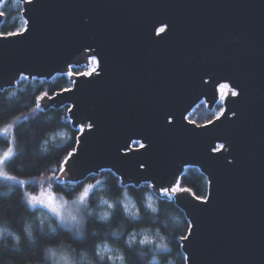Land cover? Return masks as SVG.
<instances>
[{
    "label": "water",
    "instance_id": "obj_1",
    "mask_svg": "<svg viewBox=\"0 0 264 264\" xmlns=\"http://www.w3.org/2000/svg\"><path fill=\"white\" fill-rule=\"evenodd\" d=\"M22 1L30 29L0 38V88L21 72L51 79L94 54L89 46L99 53V77L81 82L63 104L47 102L75 103V117L83 115L77 121H95L64 180L102 166L128 182L150 183L136 171V161H150L147 177L165 183L187 162L212 181L207 204L175 200L194 226L190 243L181 241L187 264H264V0ZM82 17L86 24L91 17L90 26H79ZM165 24L170 30L156 36L153 29ZM208 72L243 91L225 104L239 119H213L204 129L183 116L206 97L208 108L215 105L211 77L204 76L207 85L200 79ZM129 137L146 138L151 149L122 159ZM219 143L223 154L210 152ZM233 156L236 166H227Z\"/></svg>",
    "mask_w": 264,
    "mask_h": 264
},
{
    "label": "trees",
    "instance_id": "obj_2",
    "mask_svg": "<svg viewBox=\"0 0 264 264\" xmlns=\"http://www.w3.org/2000/svg\"><path fill=\"white\" fill-rule=\"evenodd\" d=\"M12 1L6 0L1 4L0 11L7 15L0 24V33L20 29L19 15L22 8L19 3L15 5ZM57 86L70 85L66 78L58 75L48 80L30 78L18 85L0 88V128L23 112H30L34 107V95ZM11 92L16 95H9ZM69 117L65 105L50 106L42 108L26 123L17 124V157L6 171L20 179L38 177L41 173L48 175L49 167L57 165V157L66 155L78 146L69 143L80 135ZM189 119L202 125L214 119V116L205 104L199 103L189 114ZM59 132L65 136L53 141L51 137ZM6 146L4 138L0 137V148ZM185 171L182 186L190 188L194 196H207L209 183L206 176L192 166H188ZM97 180L100 183L87 201L88 206L97 208L98 203L104 200L113 207L108 208L107 219L96 213L84 214L80 229L82 236L76 229L58 226L55 219V231L42 225L37 211L27 206L23 195L25 188L18 187L13 181L0 180V264H51V252L60 247L72 252L75 264H113L106 255L102 254L104 261L94 255L93 245L106 246L123 255L125 264H187L179 237L185 234V229L192 222L175 200L165 202L163 197L155 195L149 208L147 200L154 191L148 187V183L121 181L116 172L103 170L89 174L76 185L66 181L55 182L52 190L66 199H72L82 189L79 184H96ZM26 188L34 191L36 185L31 184ZM125 197L132 200L136 215L123 211ZM139 232L152 234L157 242L141 245L139 241L132 240L133 243L126 246L131 236ZM161 244L166 246V250L159 247ZM49 245L54 248L46 251ZM100 247L96 249L97 252H100ZM154 259L158 262L154 263Z\"/></svg>",
    "mask_w": 264,
    "mask_h": 264
},
{
    "label": "snow or ice",
    "instance_id": "obj_3",
    "mask_svg": "<svg viewBox=\"0 0 264 264\" xmlns=\"http://www.w3.org/2000/svg\"><path fill=\"white\" fill-rule=\"evenodd\" d=\"M33 0H24L25 4H31ZM7 13L0 11V17L6 16ZM92 22L91 17H88V23L86 24L84 22V17H82V22L80 23V27L86 28L90 26ZM30 29L29 24V18H24V27L20 28L13 32H7V33H0V38H7L9 36H22L26 32H28ZM166 30H170V25L165 24L164 26L160 27L158 30L153 29V32L156 36H159L161 33L166 34ZM87 52L94 53L92 55L86 56L84 62L81 64L79 61L72 63L69 62L66 64L65 68L58 72V75H60L62 78H66L69 82V87H60L57 86L55 88H52L48 91H42L39 92V94L34 95L33 97V104L34 107L31 108L30 112H23L21 115L17 116L15 118V122L9 123L6 126L0 128V137H3L5 142L7 143L6 149L3 151H0V180L2 181H13L18 187L26 188L29 185L33 183H39L40 184V191L38 194H34L30 191H25L23 193L24 197H26V203L27 206L31 209H37L38 207L41 209H47L49 213H51L52 217L55 218V220L58 223V226L63 225H72L75 227L76 231L81 234L80 229L81 225L83 224V219L78 218L77 215L73 214L72 208L77 205H86L87 201L89 200L92 192L96 188V185L100 183L99 180L96 181V184L88 183V184H79L78 186L82 188L81 191L76 195V198L72 201V204H69L67 200L58 199L56 195L54 194L53 184L55 182H59L64 178L69 172L72 171V168L78 158L79 152L78 148L74 147L72 151H68L66 155H63L61 157H57L58 163L55 167H49L48 169V175H43V173L40 174L38 177H31L29 179H20L16 175L9 174L5 169L7 166L12 163L15 158L17 157L16 152V126L19 123H26L28 120L32 119L33 116L40 111L42 108L48 107L47 102H51V104H63L64 99H66V95L68 96L72 95L76 90H78L79 85L81 82H90L91 78L99 77L100 75V63L97 57L99 56V53L95 52L94 49L89 46L86 49ZM204 76L211 77V82L213 83V96L211 98L212 104H218L221 105L220 111L218 113H214L215 121L221 120V118L230 119L231 117H235L236 119H239L238 112L235 110H230L224 105L226 104L229 97L231 98H238L241 95V92L243 89L240 87V85L235 84L233 86V83L230 82H220L216 80L213 73L208 72L204 73L200 77L201 82L204 85H207L210 80L205 79ZM34 79L35 77L32 74H25L23 72L18 73L16 77H14L11 81H9L12 85H18L22 81L27 79ZM9 95H16L15 92L9 93ZM64 98V99H62ZM236 101L234 100L233 103ZM201 103L208 105L209 100L206 97ZM66 110L71 113V116L69 117V120L73 125L79 124V127L76 128V131L80 134L79 137L72 138L69 143L72 144H79L82 143V138L90 132L94 126L95 121L91 120L89 118L87 121H77L74 119L76 112L75 110L78 108V105L75 103L65 105ZM226 112L228 113V116H226ZM183 120L186 121L189 124H193L195 127H200L207 129L209 125H214V120H208L204 125H197L195 121H192L189 119V115H184ZM165 126L168 128L174 127V117L172 115H166L165 117ZM189 131H192V129H189ZM199 135V133H197ZM146 139L142 137L141 139H132L131 137L128 138V140L125 141L123 147L125 151L123 152L122 159L130 160L132 157L130 154H135L139 152L140 149H144L146 152L151 149V142L149 141L148 144L144 143L143 140ZM228 144V147H231V142H226ZM225 151V143H219L214 144L210 148V152L212 153H221ZM119 154V150H118ZM213 159H216L217 157H211ZM226 159V158H225ZM233 161H236V157L233 156L231 160L226 159V165L235 167L236 163L234 164ZM152 168V164L150 161H136V171L141 174L142 177L148 179H152V182L148 183V187L154 188L157 191V194L160 197L164 198L165 202H168L170 200H187L189 203H192L194 207H200L203 204H207L209 202L208 197L204 196H194V193L190 188H186L182 186L183 180L186 175V168H187V162H185L184 166L179 168L177 172L174 174L171 180L160 183L159 181H155L154 178L147 177L146 173L150 171ZM103 167L101 166V171H103ZM111 169H109L110 171ZM144 170V171H141ZM91 172V170H89ZM121 181L125 180L124 174H120ZM212 181H209V184H211ZM47 184V187H44V185ZM72 193H69L71 195ZM194 197V199H193ZM195 201H200V204H196ZM109 208H112L113 205L109 204ZM149 208H151V204L148 205ZM78 210V209H77ZM123 211L129 212L130 215H136V213L131 212V210L128 208L127 205H123ZM155 211V209H153ZM108 218V213L104 214V219ZM193 225L191 223L188 224L187 228L185 229V234L181 235L179 237V240L182 241H188L190 243L189 237L194 234L193 232ZM55 231V229H53ZM115 235V234H113ZM83 242V241H82ZM133 243L132 240H129L127 242L126 246H130ZM139 243L141 245H146L151 243L148 237H145L144 239L140 240ZM178 243V242H177ZM100 247L99 245H93V253L101 261L105 260V257L102 255L101 252H97L96 249ZM159 247L165 248L166 246L161 244ZM186 247V245H185ZM103 252H108L109 249L106 247L102 249ZM125 257L123 255L117 254L116 256L109 255L107 257L108 261H115L119 260L121 264H123ZM184 259H189V257H184Z\"/></svg>",
    "mask_w": 264,
    "mask_h": 264
},
{
    "label": "rangeland",
    "instance_id": "obj_4",
    "mask_svg": "<svg viewBox=\"0 0 264 264\" xmlns=\"http://www.w3.org/2000/svg\"><path fill=\"white\" fill-rule=\"evenodd\" d=\"M4 1H6V0H2V2L0 3V7H1V4L4 2ZM13 2V4H17V3H19V5H20V7L22 8V11H23V1L22 0H13L12 1ZM22 11H21V14L19 15V17H20V28H23L24 27V17H23V15H22ZM58 76V75H57ZM56 77V76H55ZM54 78V77H53ZM207 106V105H206ZM220 107H221V105H218V104H215V106H213V107H211V108H208L211 112H213V114L214 113H218L219 111H220ZM224 107H225V105H224ZM214 116V115H213ZM214 118H215V116H214ZM13 122H15V119L14 120H12L11 122H9V123H13ZM8 123V124H9ZM73 124V123H72ZM7 124H5V126H6ZM74 126V125H73ZM4 127V126H3ZM75 127H79V124L78 125H76ZM65 136V134L64 133H62V132H59V133H57V134H55V135H53L52 137H51V139L53 140V141H57L58 139H62L63 137ZM7 147V146H6ZM6 147H4V148H0V151H3L4 149H6ZM6 170V169H5ZM83 179H77V180H72V179H67V180H64V178H62V180H61V182H63V181H66V182H68V184H71V185H76V184H78L79 182H81ZM34 185H36V189L34 190V191H30V190H28L27 188H25V191H30V192H33L34 194H38L39 193V191H40V184L39 183H33ZM44 187H47V184H45L44 185ZM82 190V189H81ZM79 193V192H78ZM77 193V194H78ZM55 195H56V197L58 198V199H63V200H67L68 201V203L69 204H72V201L76 198V195L72 198V199H66V198H64L62 195H60V194H57V193H54ZM159 196L158 194H157V192L155 193L154 192V194L152 195V194H150L149 195V197H148V200H147V202H148V205L149 204H151V206H152V201L154 200V196ZM160 197V196H159ZM25 200H26V197H25ZM123 205H127L128 206V208L131 210V212H133V213H135V209H134V204H133V202H132V200H130L129 198H127V197H125L124 199H123ZM109 206V203L107 204L106 203V201H104V200H101L99 203H98V205H97V208H90L89 206H88V203L86 204V205H77V206H75V207H73L72 208V211H73V214L74 215H77V217L78 218H82L83 219V216H84V214H89V213H96V214H98L99 216H102V217H104V214L105 213H108V207ZM78 209V210H77ZM36 211H37V216H38V220L40 221V223L42 224V225H45L47 228H49V229H53L54 228V225H53V220L55 219L54 217H52V215H51V213H49L48 211H47V209H41V208H37V209H35ZM127 212V211H126ZM128 214H129V212H127ZM64 226H66V227H70V228H73V229H75V227L74 226H72V225H64ZM145 237H148L149 238V240L151 241V243H153V242H157V239L155 238V236H153L152 234H150V233H145V232H139V233H136V234H133L132 236H131V240H133V241H140V240H142V239H144ZM106 246H101L100 247V252L103 254V255H106L107 257L109 256V255H111V256H116L118 253L117 252H115L114 250H112V249H110V248H108V247H106L107 249H109V251L108 252H103L102 251V249L103 248H105ZM55 250H58V251H66V252H70L71 253V255H72V258H73V261H74V264H75V259H74V256H73V254H72V252L69 250V249H67L66 247H60V248H57V249H55ZM54 250V251H55ZM53 260H54V258H51V264H53ZM113 264H121V262L119 261V260H115V261H111ZM153 262L154 263H157L158 262V260L157 259H154L153 260ZM123 264H125L124 262H123ZM168 264H173V262H169Z\"/></svg>",
    "mask_w": 264,
    "mask_h": 264
},
{
    "label": "clouds",
    "instance_id": "obj_5",
    "mask_svg": "<svg viewBox=\"0 0 264 264\" xmlns=\"http://www.w3.org/2000/svg\"><path fill=\"white\" fill-rule=\"evenodd\" d=\"M52 248H54V246L49 245L46 251ZM50 258H54L53 264H74V261H73V258L70 252L55 250L51 252Z\"/></svg>",
    "mask_w": 264,
    "mask_h": 264
},
{
    "label": "flooded vegetation",
    "instance_id": "obj_6",
    "mask_svg": "<svg viewBox=\"0 0 264 264\" xmlns=\"http://www.w3.org/2000/svg\"><path fill=\"white\" fill-rule=\"evenodd\" d=\"M82 116H83L82 113L79 112V113L77 114V117H75V119H76V120L81 119Z\"/></svg>",
    "mask_w": 264,
    "mask_h": 264
}]
</instances>
